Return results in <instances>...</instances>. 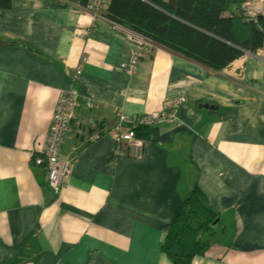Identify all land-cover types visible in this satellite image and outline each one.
I'll list each match as a JSON object with an SVG mask.
<instances>
[{
	"label": "crops",
	"instance_id": "obj_1",
	"mask_svg": "<svg viewBox=\"0 0 264 264\" xmlns=\"http://www.w3.org/2000/svg\"><path fill=\"white\" fill-rule=\"evenodd\" d=\"M63 3L0 0V264H171L162 245L193 189L214 221L191 264H264V61L215 71L151 43L130 72L128 30L106 7L96 19ZM67 92L77 112L54 190L33 162ZM161 113L139 157L107 136L119 116Z\"/></svg>",
	"mask_w": 264,
	"mask_h": 264
},
{
	"label": "trees",
	"instance_id": "obj_2",
	"mask_svg": "<svg viewBox=\"0 0 264 264\" xmlns=\"http://www.w3.org/2000/svg\"><path fill=\"white\" fill-rule=\"evenodd\" d=\"M246 0H108L101 15L107 21L135 33L215 71L225 69L243 53L255 54L264 45V15L246 21ZM137 137L143 127H129ZM214 214L204 206L196 189L186 197L183 209L169 227L162 253L171 264H191L202 257L208 244Z\"/></svg>",
	"mask_w": 264,
	"mask_h": 264
},
{
	"label": "built area",
	"instance_id": "obj_3",
	"mask_svg": "<svg viewBox=\"0 0 264 264\" xmlns=\"http://www.w3.org/2000/svg\"><path fill=\"white\" fill-rule=\"evenodd\" d=\"M259 1L260 0H246L244 3L243 11L246 21H253L257 16L263 15L262 10L256 8ZM63 2V4H70L81 11H89L93 17L97 19L98 11L106 7L108 0H92L91 4H87L85 7L71 4L70 1L66 3V1L63 0ZM122 34L124 39L133 45L128 64V70L132 72L139 60L147 54L151 42L132 32L124 31ZM252 56H256L264 61V48ZM76 101L77 99L73 92H67L61 97L55 114L51 118L44 153L41 158L39 157L33 162L35 166L44 165L47 173V183L54 190H57L64 185L68 173V164L61 161L58 155L63 137L73 132L70 123L77 112ZM179 102H183L182 99L167 104L166 106L168 107L166 110L176 108ZM170 116L171 113L167 115H164L163 113L151 114L146 119L139 122L130 121L123 116H119L117 124L107 133V136L117 142H126L129 147L130 155L133 157H139L141 144L137 139L135 132L130 128L128 131H124L122 125L126 124L130 127L148 128L157 123L165 121L169 122ZM92 140L93 138H90L87 141L91 142Z\"/></svg>",
	"mask_w": 264,
	"mask_h": 264
},
{
	"label": "water",
	"instance_id": "obj_4",
	"mask_svg": "<svg viewBox=\"0 0 264 264\" xmlns=\"http://www.w3.org/2000/svg\"><path fill=\"white\" fill-rule=\"evenodd\" d=\"M86 3H87V0H79V4H80L81 6H85Z\"/></svg>",
	"mask_w": 264,
	"mask_h": 264
}]
</instances>
